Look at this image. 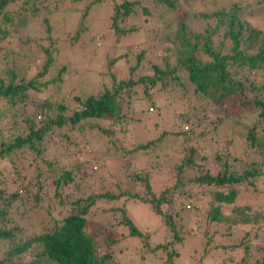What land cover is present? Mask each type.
Returning a JSON list of instances; mask_svg holds the SVG:
<instances>
[{
  "label": "trees",
  "instance_id": "16d2710c",
  "mask_svg": "<svg viewBox=\"0 0 264 264\" xmlns=\"http://www.w3.org/2000/svg\"><path fill=\"white\" fill-rule=\"evenodd\" d=\"M36 1L0 0V121L7 122L5 128H0V177L7 179L0 188V243L6 244L0 264H22L19 260L24 256H30V259L27 258L23 264H121L118 260L120 256L112 253L111 246L117 242L116 237L127 235L138 237L135 242L141 249L139 259L152 256L159 260V264H163L162 261L171 264L179 252L178 245L187 236L198 239L195 236L198 222L222 227L224 231L220 238L226 237L228 242L227 245L219 243L209 247L213 233L207 236L208 232L204 231V252L218 250L219 247L238 248L241 251L239 264H247L251 240L259 238L256 234L264 230L263 225H253L263 217L258 203L235 202L240 185L250 187L253 197H264V28L254 26L247 18L254 3L250 0H229L227 4L224 3L227 0H192L209 9L184 18L173 16L177 10L176 0H110V26L119 35L136 33V23L124 24L134 14L146 26L155 25L151 19L157 18L166 31L167 40L158 49L160 54H155V62L149 65L150 74L136 72L144 63L141 60L145 50L140 49L135 64L127 67L124 76L116 77L112 72L109 83L98 91L84 96L72 93L67 103L48 98L53 83L61 80L60 76L66 69L65 64L58 67L52 59L49 45H53V40L41 34L21 38L20 28L40 11ZM100 1L89 0L85 7L100 4ZM253 1L260 3L262 0ZM166 13L175 21L174 24L164 25ZM41 22L42 29L48 32V18L43 17ZM77 31L74 30L68 38L76 39ZM145 33L142 31L141 34ZM177 49L185 51L187 56L180 57ZM21 50L27 51L25 55L28 56H34L33 51L39 50L42 55H47L40 71L28 76V65L24 66L25 70L22 69L19 60ZM126 55L123 52L107 62L112 63L117 57ZM51 64L57 67V74L44 79L43 75ZM171 82L183 89L190 104L180 108L181 111L177 112L180 120L175 116L177 122H173L174 130L169 132L180 138L183 152L168 168L171 184L152 190L154 169L151 173L141 167L143 174L140 171L128 174L132 185H138L140 189L130 192L124 188L115 193L112 187L105 193L82 191V180L77 178L81 171L77 168H82L87 174L90 170L86 161L97 162L98 166L101 159H109L110 163H117L114 160L126 163L124 156L136 155L138 151L149 153L150 149L157 148L162 140L169 137L166 130H162L144 143L128 147L116 135L131 132L129 123L133 120L131 111L135 105L144 102L150 110L151 106H155L153 114L159 115V108L151 96L162 94L166 98L165 91H168ZM135 94L138 95L131 96ZM130 96L132 99L128 98ZM73 100L74 106H69ZM198 108L201 113L196 114ZM243 114L253 116L255 120L245 130L234 131L239 125L233 122V118ZM12 116L19 117L17 121L20 124L14 125L12 119L11 126L6 127ZM183 124L187 125L186 129ZM220 125L233 130L224 140L223 150L217 148L216 138L207 132ZM94 132L98 139H87V134ZM99 137H105L112 150L98 149ZM233 140L244 144L242 153L229 152L228 145ZM115 141L120 145L114 144ZM59 144H64V147L58 149V153L75 157L76 164L68 161L69 167L64 164L53 166L54 160L48 158L47 150ZM109 154L110 157H107ZM250 155L249 162L244 163L245 156ZM164 157L169 159L167 151ZM15 158L24 161L23 171L17 168ZM4 160L9 164L4 166ZM207 162L213 163L215 171L206 165ZM90 173L95 178L93 172ZM106 173L117 179L116 175ZM95 174L102 177L99 169ZM21 182H25L21 185L22 189L15 188ZM23 190L36 203L52 192L56 199L52 206L55 213L49 209L46 213L56 216H53L51 225H41L36 233L16 237L17 229L6 228L5 224L10 220L9 206ZM202 196L208 201L204 218L195 212L200 211L202 206L183 209L186 203L204 198ZM127 200L147 204L162 225V239L154 241L152 247L148 242L154 233L135 225L125 208ZM99 203L108 206L101 209V212L111 215L108 225L92 224L89 220L90 212L98 210ZM197 214L198 217L195 216ZM234 234L240 236L238 242L229 240ZM260 238L264 239V236ZM261 259L264 261V252ZM257 262L259 258H253V264Z\"/></svg>",
  "mask_w": 264,
  "mask_h": 264
},
{
  "label": "rangeland",
  "instance_id": "374dc122",
  "mask_svg": "<svg viewBox=\"0 0 264 264\" xmlns=\"http://www.w3.org/2000/svg\"><path fill=\"white\" fill-rule=\"evenodd\" d=\"M88 1L89 0H38L36 3L37 6H40L39 12L41 14L39 12L36 13L34 17L27 20V22L24 24L25 26L20 28L22 39L24 37H30L39 34L43 36L48 35V39L53 40V45H49L52 59L58 67L60 64L66 65V69L62 72L61 76L59 75L61 80H55V84L53 83V87L49 91V99L57 98L58 100L68 103L72 93L84 96L98 91L104 85L109 83L110 77L112 78V72L116 77L124 76L125 73H127V67L129 65L135 64L136 54L140 49L145 50V56L141 60V62L143 61L144 63H141L140 69L136 72L150 74L151 68L149 65L152 62H155V54H160L158 49L162 47L167 40L166 31L157 18L151 19L153 20L152 23L155 25L152 26L147 24L146 26L142 23L143 20L134 14L130 15L128 19H126V21L124 20L125 22H123L125 26H128L129 23H136L138 25V30L136 33L119 35V33L115 32L110 26V15L112 13L111 8L108 7L110 0H101L100 4L93 3L89 8L85 7L88 5ZM176 1L177 10L174 12V17L181 15L182 17L186 18L187 16L194 15L193 13L197 15L200 12L209 9V7L205 5L202 6L198 1ZM250 1H252L254 4L250 6L252 8V12L249 15L246 13V15H248L247 18H250L254 26L264 28V0H262L260 3H255L253 0ZM224 3H229V0L225 1ZM155 7L163 10V8L160 6ZM86 8H88V10H86ZM83 12L84 14H82ZM155 13L156 9L153 11V14ZM138 14L140 13L138 12ZM43 17L48 18V24L50 27L48 32L42 29L43 27L41 20ZM164 19V25L175 23V21L169 17L168 13H166ZM123 22L121 24H123ZM76 29H78V31L75 32L76 39L68 38V36L72 35ZM142 31L146 32L145 35L141 34ZM95 38L99 42H97ZM95 42L97 43L95 44ZM98 43H100V45L95 46ZM252 43L253 42H251V44ZM257 45L258 44H255L254 46ZM26 52L27 51L25 50H21L22 54L19 60L23 65L22 69L25 70L24 66L28 65L26 72L28 76H31L32 74L41 70V63L43 62V59L47 57V55H42L40 50L37 52L33 51L35 52L34 56L25 55ZM123 52H126L127 55L117 57V59H114L112 63L107 62L111 58L116 57L119 54H123ZM177 53L182 58L187 56V53L180 49H177ZM54 67L55 64H51L49 68H47L46 73L43 75L44 79H50L57 74V67ZM153 91L155 90H152V92ZM165 93L166 98L162 94H152L151 96V99H153L159 108V115L153 114L155 112V106H151L152 110H150V108L146 105L147 103L145 104L142 102L139 105H135L131 111L133 120L129 123L131 132L122 136L116 135V138L119 139L122 144L130 147L131 145L135 146L140 143H144L147 138H150L153 134L159 131L161 132L162 130H166V135L169 137H167L165 140H162L161 144L157 148L154 147L153 150L150 149L149 153L146 151H138L136 155L134 154L128 157L124 156L123 161L126 163H122L118 160H114L117 161V163H110L109 159H101V165L98 166L97 162L93 163L91 160L86 161L85 164L88 165L90 170L87 174L81 170L82 168H77V170L81 171L78 173L77 178L82 180V182H80L83 185V187L80 185L82 191H85L86 193L89 191L92 193H96L97 191L105 193L109 191L111 187L112 190H114V193L119 192L118 190L124 188L130 192L134 191L135 189L137 190L139 186L132 185L133 181L128 179V174L130 172L140 171L141 167L148 169L151 173H153L151 170L154 169V181L151 182L152 190H159L166 184H171L172 178L170 177V169L168 168L171 167L170 164L173 161L178 160V156H180L183 152L181 151V144L179 142L180 138L178 136L174 137L173 134L170 135L169 132L174 130L173 122L176 121L175 116L178 120H180L177 112L181 111V107H189L190 104L186 100V93L183 92V89L173 82L169 84L168 91H165ZM137 95L138 94L131 96L135 97ZM131 96L128 98L132 99ZM125 99H127L126 96ZM167 101L170 103H167ZM74 104L75 102L73 100L69 106H74ZM145 108L147 112L152 114H148ZM199 113H201L200 108L196 110V114ZM249 116L250 115L248 114H243L239 117L237 116L236 118H233V122H238L239 125L238 128L233 130H245V127L250 125L255 120V117ZM9 118L10 122L6 127L11 126L12 119L14 125L20 124L17 121L19 117L12 116ZM6 123L7 122H5V120L0 121V128H5ZM183 125V127L186 129L187 125ZM233 130L230 127L220 125L217 129L207 132L209 135H212L216 138L217 148L223 150V145L225 143L224 140L229 137L230 133H233ZM3 131L8 132L7 129H4ZM242 133L244 134V131ZM1 139L2 137L0 135V140ZM87 139L93 141L94 139H98V136H96L95 132L88 133ZM130 140L132 141V144H130ZM114 144L120 145V143L117 141H115ZM63 147L64 144H59L47 150L48 158H50L51 161L54 160L52 163L53 166L59 165L61 167V165L64 164L66 167H69L70 165L67 164L68 161L72 165L77 163V159H74L75 157H67V154L62 155V153H58L59 151L57 150H61ZM243 147V143L240 144V141L235 142V140H233V142L228 145V150L231 154H238L242 153ZM97 148L102 150L108 148L109 150H112V146L106 142L105 137H99ZM166 151L169 159L164 157V153ZM156 152L158 153V157L156 156ZM114 156L116 157V155ZM107 157H110V154ZM249 157H251V155L248 157L245 156V159H243L244 163L249 162V159H251ZM14 163L21 171H23L25 168V166L22 165L24 161L19 158H15ZM2 164L6 166L9 163L4 160ZM206 165L212 169V171H215V167L212 162H207ZM131 168L134 170H131ZM98 169L101 171L102 177L95 174L98 173ZM163 170L164 174L162 173ZM53 171L56 172L57 169L54 168ZM91 171L93 172L95 178L92 177L90 173ZM106 172L116 175L117 179L114 176H108ZM143 172L144 171H140L141 174H143ZM24 181L26 182V179ZM6 182L7 179L2 177L0 181V188H2ZM25 182L18 183L15 188H21V185H23ZM32 182H34V180ZM12 183L16 184L17 182ZM239 189L240 190L235 202L237 204L250 202L252 204L258 203L263 217L260 222H257L253 225L264 226V197H253L254 192L251 191L250 187L246 188L244 185H240ZM51 194L52 192H49L47 196H44V199L41 201L39 200V203H36L33 197L28 193L26 194V191L23 190L22 194L20 193L15 199L14 203L9 206L8 218L10 220L6 221L5 227L13 229L16 228V237H19L36 233L41 225H51L53 216H56V214H53L51 217L46 213L48 209L49 211L55 213V209H53L52 206L56 199L53 198ZM207 202V197L201 199L197 198L195 202L191 201V203H186L183 206V209H190L194 205L200 207L202 206L200 211L195 210V212H199L200 217L204 218ZM97 205L98 210H95V212H90L89 214L90 222L92 224L101 223L108 225V223L111 221V215H108L106 212H101L102 208H108V206L104 205L103 203H99ZM125 208L137 227L143 231L145 229L147 232L154 233L151 235V239L148 242L150 244L149 246L152 247L154 241L162 239L163 227L159 223L158 219L152 214L147 204L134 200H127L125 203ZM92 209L95 208L93 207ZM60 210L63 211V208L60 207ZM199 215L197 214L195 216L198 217ZM198 225L199 226H197L195 234V236H198V239H190L189 236L185 234L187 237L180 245H178L179 252L177 256L173 258L171 264L240 263L239 258L241 256V251L238 248L231 250L219 247L218 250L212 249L210 252H204L203 247L206 240V238L203 236L204 231L208 232L207 236H210V234L213 233V241H211L209 247H213L215 244L219 245V243L228 244V242L226 237L220 238V235L224 231L222 227L211 225L209 222H198ZM88 226L89 225L86 226V229ZM260 232H258L259 234L256 235L263 237L264 230L262 229ZM260 237L255 239L252 238L251 240L250 245L252 246L248 247L249 253L247 264H253V258L255 259L256 257L259 258V262H257V264H264V261L261 259V255L264 252V239ZM137 238L138 237L132 238L128 235L125 237H116L117 242L111 246L113 251L112 253H114L115 256H120L119 259L117 257L116 258L121 264H159V260L152 256H146L143 259H139V253L141 252V249L138 247L139 243L137 241L135 242V239ZM219 238L221 242H219ZM239 239L240 236L235 234L229 238L231 242H238ZM5 249L6 244L0 243V257L4 256ZM28 251H31V249ZM27 258L30 259V256H27ZM27 258L24 256L23 258H20L19 262L23 264L28 260ZM162 263L165 264L163 261Z\"/></svg>",
  "mask_w": 264,
  "mask_h": 264
}]
</instances>
